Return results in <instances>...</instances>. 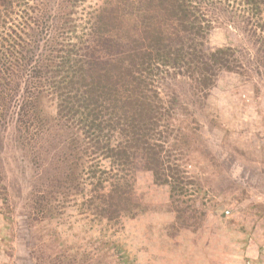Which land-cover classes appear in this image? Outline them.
Instances as JSON below:
<instances>
[{
	"label": "trees",
	"instance_id": "trees-1",
	"mask_svg": "<svg viewBox=\"0 0 264 264\" xmlns=\"http://www.w3.org/2000/svg\"><path fill=\"white\" fill-rule=\"evenodd\" d=\"M85 1L0 0V129L14 123L20 144L48 153L46 136L63 131L58 180L98 221L137 215L136 174L150 171L170 186L183 226L200 225L201 186L184 160L195 128L179 117L175 84L202 101L222 72H239L242 49L208 36L229 23L262 49L264 0ZM54 191L36 209L52 210Z\"/></svg>",
	"mask_w": 264,
	"mask_h": 264
},
{
	"label": "rangeland",
	"instance_id": "rangeland-1",
	"mask_svg": "<svg viewBox=\"0 0 264 264\" xmlns=\"http://www.w3.org/2000/svg\"><path fill=\"white\" fill-rule=\"evenodd\" d=\"M208 40L241 48L243 67L222 72L202 101L182 79L175 84L179 117L195 128L184 160L201 186V224L183 226L170 186L150 171L136 174L143 204L137 215L98 221L58 180L65 162L55 153L65 133L55 127L46 136L48 153L20 144L10 123L0 129L7 190L0 194V264H264V46L229 23L213 28ZM45 107L56 114L54 101ZM48 185L53 209L41 212L36 199Z\"/></svg>",
	"mask_w": 264,
	"mask_h": 264
}]
</instances>
